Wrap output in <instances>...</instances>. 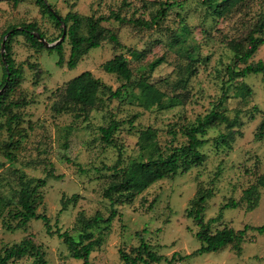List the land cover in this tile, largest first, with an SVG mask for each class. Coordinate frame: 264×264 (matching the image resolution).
<instances>
[{"label":"rangeland","instance_id":"374dc122","mask_svg":"<svg viewBox=\"0 0 264 264\" xmlns=\"http://www.w3.org/2000/svg\"><path fill=\"white\" fill-rule=\"evenodd\" d=\"M46 1L61 16L77 12L98 17L115 11L127 19L150 20L168 8L149 27L101 22L104 39L84 52L72 69L66 63L58 65L56 52L48 47L31 45L23 35L11 37L10 54L23 73L5 100L23 102L0 112V253L29 237L39 245L46 264H81L58 235L66 232L77 242L89 241L88 233L92 240L101 239L90 252L89 264H125L120 253L131 252L141 239L164 257L147 264H264V231L252 228L246 230L239 253L228 244L169 261L173 252L184 256L200 246L195 236L199 227L186 216V209L201 194H207L202 204L204 220L221 213L210 232L264 223V76L237 77L227 71V67L239 70L264 61V43L246 61L234 51L247 46L250 33L264 39V0H237L220 14L203 0ZM23 23H35L48 42L61 37L59 26L35 0H0V86L2 33ZM64 29L61 40L67 61L70 46ZM85 32L83 26L81 33ZM110 33L119 44L108 38ZM128 48L139 55L129 54ZM117 54L128 61L129 80L102 70V64ZM159 57L162 62L151 67ZM83 71H90L112 91L121 88L120 96L99 92L97 103L86 112L75 106L56 111L53 105L62 102L67 81ZM145 85L162 94L159 101L146 100ZM211 109L238 118L230 126H210L200 136L205 140L199 148L204 156L200 164L157 180L130 198L127 193H113L117 215L112 221L85 226L95 217L109 215L110 200L104 192L119 181L122 168L186 144L181 127ZM113 120L119 124L107 143L100 127ZM223 134H230L227 144L221 142ZM25 185L34 187L35 211L47 217V224L30 218L17 226L19 192ZM253 187L256 194L251 205L243 196ZM230 200L238 206L221 209ZM6 264L37 261L25 255Z\"/></svg>","mask_w":264,"mask_h":264},{"label":"trees","instance_id":"16d2710c","mask_svg":"<svg viewBox=\"0 0 264 264\" xmlns=\"http://www.w3.org/2000/svg\"><path fill=\"white\" fill-rule=\"evenodd\" d=\"M207 6L213 10L214 13L220 14L222 10L230 8L234 5L237 0H218L213 3L214 0H203ZM35 3L41 7V9L48 14V16L59 26L61 32L63 26L66 27V37L70 46V53L67 61L64 60L63 52V40H60L55 45L48 47V51H55L58 58L57 64L63 65L66 63L68 69L76 67L79 57L90 48H96L99 46L100 41L105 37V29L101 25L103 21L114 20L120 23H132L135 26L149 27L156 19V17L164 14L168 7L158 11L150 20L130 19L120 16L119 13L111 11L106 16H80L77 12H67L64 16L58 14V12L49 4L46 0H35ZM86 28L85 34L81 33L82 27ZM9 33L7 42H5V61H2V85L0 89L4 87L0 92V112H7L11 108L18 107L23 101L20 99L16 101H6L5 96L14 90L19 80L22 77L23 68L21 65H16L10 54V39L15 35H23L25 39L34 46L39 48L44 47L43 43L39 41L35 34L44 37L43 33L38 29L35 23H23L19 26H13L4 31L2 35ZM108 38L115 42H118L116 36L113 33L108 35ZM48 41V40H47ZM264 43V39L261 37L253 36L252 33L248 35L247 46L243 49L235 47L234 51L240 53V58L243 61L249 59L258 49L259 45ZM128 53L137 57L139 53L133 49L128 48ZM162 57L156 58L151 62V67H155L162 62ZM102 70L106 73H114L119 78L129 80L131 77V70L128 66V61L123 54H117L113 58L108 59L102 64ZM227 71L237 77H244L248 74H262L264 76V61H257L245 65L239 70H235L232 67H227ZM147 88V95L144 97L147 101H159L162 94L153 89L150 85H145ZM109 92V97H119L121 94V88H117L112 91L109 87H106L98 78L94 77L90 71H83L67 81L65 88L62 92V102L54 103L53 108L60 112L62 110H71L72 106H75L79 112H86L87 109L92 108L98 101L99 92ZM136 98H140L136 96ZM238 115L236 114L233 118H229L223 111L217 109H211L205 115L197 117L195 122L181 127V132L187 139L186 144L176 146L170 150L166 155H158L151 157L146 161H133L128 168H122L120 173L119 181L110 185L104 192V196L109 198L111 210L106 219L95 217L86 223V227L92 226L96 222L103 221L110 223L112 219L117 215L116 210L113 208L115 199L113 193L116 194H129V198L133 196L134 192H139L142 189L149 186L151 183L160 180L165 177L173 176L178 171H186L192 166H196L203 161V154L199 151V148L205 143V140L200 136L206 133V129L217 123H228L234 124L237 121ZM118 121H111L105 127H100L102 138L107 143L112 139V134L118 126ZM264 125H261L263 128ZM227 136L223 134L221 136V142L227 144ZM10 154V153H9ZM256 188H249L244 191L243 198H246L251 205L254 204L252 200L253 195L256 194ZM36 192L34 187L25 185L20 189L18 204L21 210L16 213L19 220L17 226H23L30 218L42 219L47 224V217L36 213L35 211V197ZM207 194H201L190 200L189 209H186V216L191 217L196 225L199 227L195 236L200 241V246L190 254L181 256L178 253L173 252L169 261L175 259L183 260L187 257L195 256L197 254L217 251L226 245L234 247L236 252H240V244L243 241V237L247 229L252 228L258 233L264 231V223L250 227L245 225L242 229L234 230L233 228L223 227L215 232H210V225L221 217V213H218L217 217L209 218L204 220L202 215L203 202L205 201ZM238 203L230 200L225 203L221 209L235 208ZM63 238L64 243L72 252V257L82 260L81 264H89V255L93 248L100 245L101 239H91L90 233L86 235V243H82V240L75 241L66 232L58 233ZM25 255L35 257L37 264H46L43 259L42 252H40L39 245H36L29 237L21 239L18 243H14L9 247L3 249V254L0 253V264H6L9 260L19 259ZM120 258L125 264H137L143 262H159L162 255L156 254L154 251L149 249V246L141 239L138 246L132 248L129 253L121 252Z\"/></svg>","mask_w":264,"mask_h":264},{"label":"water","instance_id":"95a60500","mask_svg":"<svg viewBox=\"0 0 264 264\" xmlns=\"http://www.w3.org/2000/svg\"><path fill=\"white\" fill-rule=\"evenodd\" d=\"M10 32L6 33L4 38L2 39V42H1V58H2V61L4 62L5 61V58H4V53L3 51L5 50V40H6V37L9 35ZM65 35V29H64V26H63V31H62V34H61V37L60 39H58L57 41L55 42H48L44 37H41L39 36L38 34H35L36 38L41 41L43 43L44 46L46 47H51L53 45H55L57 42H59ZM3 88L0 89V92H2Z\"/></svg>","mask_w":264,"mask_h":264}]
</instances>
